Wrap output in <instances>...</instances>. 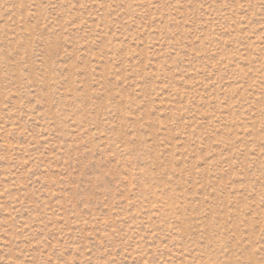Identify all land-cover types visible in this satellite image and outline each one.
<instances>
[{
  "label": "rangeland",
  "instance_id": "rangeland-1",
  "mask_svg": "<svg viewBox=\"0 0 264 264\" xmlns=\"http://www.w3.org/2000/svg\"><path fill=\"white\" fill-rule=\"evenodd\" d=\"M0 264H264V0H0Z\"/></svg>",
  "mask_w": 264,
  "mask_h": 264
}]
</instances>
